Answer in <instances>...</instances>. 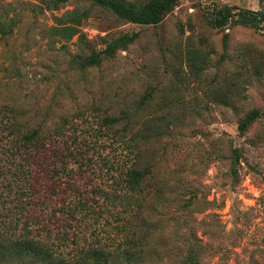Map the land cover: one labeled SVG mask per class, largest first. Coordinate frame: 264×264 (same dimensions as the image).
<instances>
[{
	"label": "rangeland",
	"instance_id": "rangeland-1",
	"mask_svg": "<svg viewBox=\"0 0 264 264\" xmlns=\"http://www.w3.org/2000/svg\"><path fill=\"white\" fill-rule=\"evenodd\" d=\"M43 2L0 0V12L20 13L12 34L0 40V232H24L28 225L36 237L63 253L117 242L126 214L115 217L121 207L105 195L113 190L115 173L107 166L124 158L113 129L98 130L99 119L117 114L148 91L153 98L143 110L145 115L170 113L177 119L148 151L149 158L155 152V177L168 184L167 201L155 204L161 239L169 237L183 218L203 240L207 236L202 230L217 223L224 242L237 243L233 248L237 254L227 264H264V22L258 27L210 24L214 7L264 11V0H179L156 25L124 22L93 6L82 31L96 48L111 41L116 53L84 72L69 54L76 51L75 38L54 41L48 26L54 15L90 3L69 0L50 10ZM163 97L174 100L171 108L161 107L158 100ZM48 106L52 120L71 121L65 128L66 145L80 151L82 160L79 164L73 156L68 159L74 169L71 180L79 189L65 191V205H56L54 215L51 205L42 208L51 214L49 233L39 230L34 220L26 221L41 209L22 173L23 162L8 152L10 125L23 118L35 122ZM252 109L261 114L241 133L238 123ZM53 139L55 144L62 141ZM232 164L237 170L234 176ZM77 167L85 172L83 177ZM191 193L193 207L202 211L186 214L181 207ZM2 253L0 264H18L8 251ZM216 260L212 257L210 264ZM22 263L38 264L28 259Z\"/></svg>",
	"mask_w": 264,
	"mask_h": 264
},
{
	"label": "trees",
	"instance_id": "trees-1",
	"mask_svg": "<svg viewBox=\"0 0 264 264\" xmlns=\"http://www.w3.org/2000/svg\"><path fill=\"white\" fill-rule=\"evenodd\" d=\"M69 0H44V9L58 10ZM90 3L87 7L66 9L60 15H54V23L48 26L49 38L57 42H68L75 38L76 51L70 52L72 61L81 71L101 65L106 59L115 55L116 46L107 42L103 48H96L93 41L88 39L82 31V23L95 8L105 9L117 19L139 25H156L179 0H146L142 3L126 0H77ZM260 1V0H259ZM97 10V9H96ZM20 20V13L9 15L7 11L0 12V40L12 34ZM264 22L263 10L233 9L229 5L214 7L210 24L216 28H223L231 24L258 27ZM64 43H61V48ZM151 93L144 92L138 101L128 107L120 109L117 114L106 113L99 119L98 130L113 129L120 146V154L124 158L117 165H108L107 170H114L111 175L113 190L105 195L114 203H118L121 211L115 215L120 217L125 213L121 230L123 236L111 245L100 243L80 247L75 253L58 252L53 245L40 237H36L33 229L24 225V232L6 234L0 232V262L4 260L2 250L8 251L15 261L32 260L38 264H210L212 257H216L215 264H227L237 253L232 242L227 245L224 235L217 223L210 229L202 230L207 236L203 240L195 227L187 223V219L177 220L169 237L161 239L162 232L158 225L161 222L160 211L156 203L167 201L165 195L168 184L164 179H158L153 173V158L148 157L151 144L159 140L168 130L176 125V118L165 113L161 116H147L143 112L146 104L152 99ZM161 107H172L174 100L163 97L158 100ZM178 103V101L176 100ZM158 103V104H159ZM258 109L248 111L239 121L238 129L242 133L247 126L260 116ZM15 118V117H14ZM155 121V123H152ZM71 121L62 117L51 119V109L48 106L45 113L38 115L35 122L23 118L16 119L11 127L12 138L9 140L8 152L11 157L19 158L22 173L30 180L29 188L32 197L40 207L38 214L33 213L26 221L31 220L39 224V230L50 232V213L46 214L42 208L59 203L65 205V191H76L79 184L71 180L73 167L69 166L70 156L75 157L82 164L80 151L69 150L66 145V126ZM62 141L54 143V137ZM236 149H232L235 157ZM80 166V165H79ZM79 168V169H78ZM80 176L85 172L77 167ZM231 175L236 174L234 164L231 165ZM77 172V171H76ZM66 176V177H65ZM64 185L62 186V184ZM170 192L176 188V183ZM194 193L183 203L181 209L186 214L200 207H193ZM209 203V201H207ZM82 204V199H77ZM158 210V211H157ZM210 215H217L212 212ZM38 230V232H39ZM48 236V235H45ZM249 264H260L250 261Z\"/></svg>",
	"mask_w": 264,
	"mask_h": 264
}]
</instances>
